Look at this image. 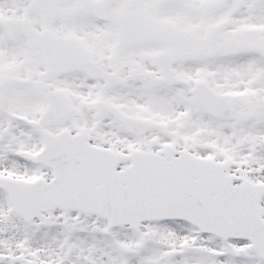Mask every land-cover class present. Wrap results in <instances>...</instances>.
<instances>
[{
  "label": "snow or ice",
  "instance_id": "obj_1",
  "mask_svg": "<svg viewBox=\"0 0 264 264\" xmlns=\"http://www.w3.org/2000/svg\"><path fill=\"white\" fill-rule=\"evenodd\" d=\"M0 264H264V0H0Z\"/></svg>",
  "mask_w": 264,
  "mask_h": 264
}]
</instances>
